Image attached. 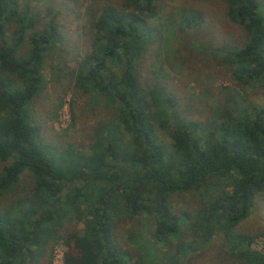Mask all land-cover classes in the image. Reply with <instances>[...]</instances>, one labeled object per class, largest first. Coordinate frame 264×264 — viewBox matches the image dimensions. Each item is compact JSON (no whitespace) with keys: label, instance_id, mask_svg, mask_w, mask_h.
<instances>
[{"label":"trees","instance_id":"16d2710c","mask_svg":"<svg viewBox=\"0 0 264 264\" xmlns=\"http://www.w3.org/2000/svg\"><path fill=\"white\" fill-rule=\"evenodd\" d=\"M120 1L119 7L105 5L92 16L91 51L80 62L78 75L80 86L91 85L119 105L118 120L99 128L94 150L73 165L70 159L55 163L38 148L39 127L29 112L44 86L39 72L44 55L62 42L55 19L23 0H0V199L17 188L23 175L32 181L28 194L0 209V264H36L46 255L62 217L84 208L87 234L67 235L65 264H129L131 253L113 239V216L121 212L158 216L154 236L163 244L168 235H178L179 222L191 220L195 239L209 241L218 230L234 240L233 249L242 248L235 254L238 258L264 264V248L262 253L251 250L254 237L234 232L264 192V109H243L242 98L225 93L215 120L200 124L178 117L173 97L163 87L142 85L136 66L146 45L155 40L145 21L155 15L156 0ZM224 2L226 16L243 29L244 39L240 46L223 44L215 51L240 85L264 87L260 4ZM193 18L180 17L178 41L183 45L184 29L199 21V16ZM25 39L27 58L18 54ZM108 64L119 66L120 74L109 71ZM170 115L175 124L172 151L155 132V123L167 129ZM220 184V194L194 215L170 213L171 195L206 192ZM51 253L52 246L50 260Z\"/></svg>","mask_w":264,"mask_h":264},{"label":"rangeland","instance_id":"374dc122","mask_svg":"<svg viewBox=\"0 0 264 264\" xmlns=\"http://www.w3.org/2000/svg\"><path fill=\"white\" fill-rule=\"evenodd\" d=\"M42 15L55 19L62 42L47 50L39 72L44 86L29 105L32 121L39 127L35 140L42 151L59 160L80 163V155L94 150L95 134L99 128L118 120L119 105L111 103L91 85L80 86L78 75L80 62L91 51V18L97 9L112 5L119 7L120 0H23ZM264 16V0H257ZM50 13H47V9ZM224 0H156L155 15L146 19V27L154 30L155 40L148 43L145 52L136 63L142 85L163 87L173 97L178 117L206 124L215 120L222 109L225 93L237 94L243 109H264V87L257 83L244 86L234 78L229 67L215 50L221 45L240 46L244 31L226 16ZM187 15L199 21L184 29L186 40L179 43V21ZM50 17H46L47 23ZM202 20V21H200ZM7 32L10 39L11 31ZM181 35V34H180ZM28 42L24 40L19 55L27 58ZM109 71L117 76L120 67L108 64ZM106 73L103 74V76ZM173 108V109H174ZM167 108L168 111L173 110ZM167 129L155 123L158 141L172 151V132L175 129L173 116L166 120ZM129 144L130 137H125ZM3 164L0 163V171ZM29 175L21 178L17 188L0 199V209L11 200L23 197L31 191ZM220 185L208 191H190L173 194L168 198L170 213L176 216L194 215L209 198L220 194ZM85 208L80 212L66 213L61 226L50 239L45 256L36 264H65L69 234H87ZM116 228L114 242L131 255L129 264H249L235 254V242L218 230L209 241L197 240L193 234L191 220L179 222L178 235H168L166 244L156 240L158 228L156 215L128 216L123 212L113 216ZM234 232L254 237L251 250L262 253L264 248V192L254 199L250 214L241 221ZM52 246V258L48 257ZM75 248H73L74 251ZM76 253V252H75Z\"/></svg>","mask_w":264,"mask_h":264},{"label":"water","instance_id":"95a60500","mask_svg":"<svg viewBox=\"0 0 264 264\" xmlns=\"http://www.w3.org/2000/svg\"><path fill=\"white\" fill-rule=\"evenodd\" d=\"M164 216H166V215L164 214Z\"/></svg>","mask_w":264,"mask_h":264}]
</instances>
